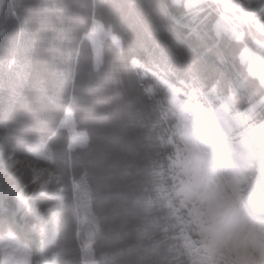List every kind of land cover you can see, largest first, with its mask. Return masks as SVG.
Segmentation results:
<instances>
[{"label": "trees", "instance_id": "1", "mask_svg": "<svg viewBox=\"0 0 264 264\" xmlns=\"http://www.w3.org/2000/svg\"><path fill=\"white\" fill-rule=\"evenodd\" d=\"M3 1L0 158L13 154L23 161L38 160L67 187L54 248L59 263L81 264L78 229L81 242L94 243L100 264H183L178 241L169 239L174 235L166 208L170 198L155 192L162 184L159 173L167 170L160 113L130 70L129 59L138 56L148 68L166 72L171 66L200 73L198 55L211 49L194 37L192 52H187L183 29L172 20L173 15L183 16L185 9L172 0H96L97 18L123 40L124 48L121 53L108 43L104 65L95 71L91 47L82 41L91 24L93 0ZM197 15L215 40L224 33V28L215 32L216 16L206 5L197 9ZM256 15L260 16L259 8ZM214 48L217 54L211 59L221 68L219 54L236 60L243 44L227 41ZM214 64L205 69L213 81H225ZM67 106L78 129L89 135L88 146L71 156L68 134L58 129ZM245 110L250 116L245 132L264 130V118L251 107ZM2 169V188H22L32 181L30 174L20 171L9 177L6 167ZM55 202L52 199L50 205ZM83 204L90 209H82ZM84 210L86 220L80 216ZM9 228L27 234L0 214V231Z\"/></svg>", "mask_w": 264, "mask_h": 264}, {"label": "rangeland", "instance_id": "2", "mask_svg": "<svg viewBox=\"0 0 264 264\" xmlns=\"http://www.w3.org/2000/svg\"><path fill=\"white\" fill-rule=\"evenodd\" d=\"M214 0H175L174 3L184 5L188 10H193L198 5L204 3H210ZM232 2L235 9H242L244 11V5H251L261 0H229ZM3 0H0V11L2 9ZM224 11H232L231 8H226L223 5ZM226 17L225 15H221ZM98 21L93 20L91 31L87 35L88 40L92 44L94 51L95 66L102 63V45L107 39H112L115 42L117 40L110 33L104 30V28L97 23ZM245 27L240 25L242 30L239 33V38L243 39L246 35H250L251 25L255 24L258 29L264 31L263 23L255 18L253 15L247 14L245 17ZM118 43V42H117ZM249 51V48H246ZM249 58L245 57L244 62L249 65L262 64L260 58L257 56V61L253 59L250 53ZM259 66V67H260ZM183 103L182 99L177 98ZM184 106L191 105L190 102L184 103ZM177 107H174V112ZM68 112V111H67ZM188 113V107L184 111ZM216 118L219 120L222 118L218 112L214 113ZM219 122V121H218ZM166 123V122H165ZM232 124V123H231ZM168 126L171 127L170 136L174 137V141L171 143L176 147L179 143L175 140L180 134V125L173 127L171 119H168ZM61 127L65 128L70 136L69 149L73 151L77 147H83L88 142V137L85 133L80 132L76 128L73 116L66 113ZM228 129V128H227ZM234 141H232V144ZM182 149L178 151L176 149L175 156L172 162V176L177 186L178 192L181 196L183 207L187 212V218L182 219L180 214L174 215L176 221L177 236L183 239L184 247L190 258L191 264H261L264 263V228L246 225L245 227H239L236 229H228L225 226V215L226 211L231 213V209L234 208L237 213L241 206L236 195L232 189L225 190V195H214L211 199L207 193L203 190L202 193L199 189L191 190V193H187L188 184H194L199 187L200 175L194 174L197 161L193 160V157L189 154L187 156L191 159L189 161V167H185L183 162H179L182 158ZM25 164L28 162H20L13 157L7 161L8 169L5 172L7 176H12L14 172L21 171L25 174H30L32 183L27 189H21L17 192L18 208L23 210V215L28 211H31L34 218L42 224L41 234L45 238L50 236L46 232V226L43 220L44 215L40 210L34 209L36 196L38 195H52L55 189H58V181L55 178V174L48 168L39 165L37 162ZM16 190V186L13 187ZM31 189V190H30ZM57 196H60L62 189L56 190ZM5 194H0V197H7ZM197 196V199H196ZM27 208V209H26ZM84 209H88V205L84 204ZM85 210L80 213L82 219L86 218ZM33 231V229H32ZM31 231V232H32ZM38 235L34 234L30 238V243H26L14 235L4 236L0 239V255L3 258L4 264H54L52 253L45 257L44 253L49 249V243H38ZM258 240V242L256 241ZM37 241V242H36ZM35 242V244H33ZM83 264H98L94 258L92 245L81 247ZM56 264V263H55Z\"/></svg>", "mask_w": 264, "mask_h": 264}, {"label": "bare ground", "instance_id": "3", "mask_svg": "<svg viewBox=\"0 0 264 264\" xmlns=\"http://www.w3.org/2000/svg\"><path fill=\"white\" fill-rule=\"evenodd\" d=\"M224 125H225V123H224ZM228 132H229V129L226 128V133H228ZM252 190L256 193L255 189H252Z\"/></svg>", "mask_w": 264, "mask_h": 264}]
</instances>
